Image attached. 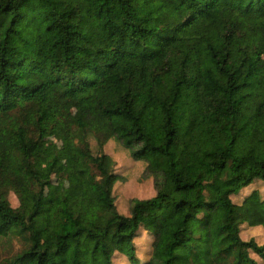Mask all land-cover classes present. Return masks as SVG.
I'll use <instances>...</instances> for the list:
<instances>
[{"label":"trees","instance_id":"obj_1","mask_svg":"<svg viewBox=\"0 0 264 264\" xmlns=\"http://www.w3.org/2000/svg\"><path fill=\"white\" fill-rule=\"evenodd\" d=\"M263 55L264 0H0V264H264L233 202L264 189ZM118 159L153 185L126 212Z\"/></svg>","mask_w":264,"mask_h":264},{"label":"rangeland","instance_id":"obj_2","mask_svg":"<svg viewBox=\"0 0 264 264\" xmlns=\"http://www.w3.org/2000/svg\"><path fill=\"white\" fill-rule=\"evenodd\" d=\"M264 65V55H263ZM75 115L71 116L73 121ZM91 146L93 142L90 141ZM57 146L61 150V158L58 161L57 168L50 176V185L47 188L46 197L51 196L59 197L63 194L67 186V173L66 160L69 156L70 149L66 141H57L52 138H48L44 144V148H52ZM110 151V148L108 149ZM115 170L120 174H126L122 180L117 182L113 188V194L115 198V204L119 212L127 211V200L130 197H149L153 191V185L151 181L144 179L142 166L134 164L129 160L118 159ZM264 191L261 181L255 180L249 186L241 190V192L233 197L235 206V216L240 224L239 235L243 240L254 239L257 244L264 243V216L260 208V204L257 199V192L262 194ZM245 196L248 199L244 200ZM8 200L10 205L15 207L18 204L17 198L13 193H9ZM138 245H136V256L140 261L146 260L150 254V241L145 235L138 236ZM20 245L16 239H0V261L6 257H9L19 249ZM256 260H259L258 256L250 252ZM117 257V256H116ZM115 257V258H116ZM116 264H127L125 257H117Z\"/></svg>","mask_w":264,"mask_h":264}]
</instances>
